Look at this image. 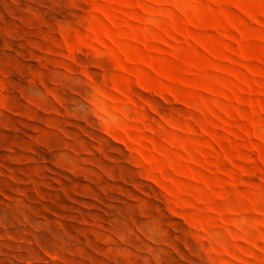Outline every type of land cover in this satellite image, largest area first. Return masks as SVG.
Returning a JSON list of instances; mask_svg holds the SVG:
<instances>
[{
  "label": "rangeland",
  "instance_id": "1",
  "mask_svg": "<svg viewBox=\"0 0 264 264\" xmlns=\"http://www.w3.org/2000/svg\"><path fill=\"white\" fill-rule=\"evenodd\" d=\"M141 1L0 0V264H264V0Z\"/></svg>",
  "mask_w": 264,
  "mask_h": 264
},
{
  "label": "crops",
  "instance_id": "2",
  "mask_svg": "<svg viewBox=\"0 0 264 264\" xmlns=\"http://www.w3.org/2000/svg\"><path fill=\"white\" fill-rule=\"evenodd\" d=\"M152 2V3H160V2H167L171 3L173 5H176V7L181 8L180 10L185 9L184 2L185 0H142L139 2V7L141 12L143 13V16H150L151 14L155 13L156 10L150 6H148L146 3ZM146 17H142V20H145ZM151 33H149V36H144L143 39L140 37H136L135 35L132 36V39L136 41H140L143 44H149L150 42H165L167 39L173 40L175 35H185V31L178 28L173 24L171 27V30H150ZM212 55L216 56L213 52Z\"/></svg>",
  "mask_w": 264,
  "mask_h": 264
}]
</instances>
